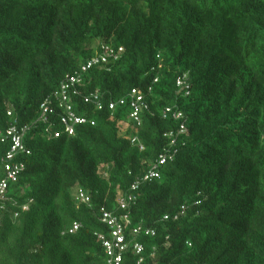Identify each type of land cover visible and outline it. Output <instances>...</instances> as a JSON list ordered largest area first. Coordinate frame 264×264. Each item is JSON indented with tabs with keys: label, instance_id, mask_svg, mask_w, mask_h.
Wrapping results in <instances>:
<instances>
[{
	"label": "trees",
	"instance_id": "obj_1",
	"mask_svg": "<svg viewBox=\"0 0 264 264\" xmlns=\"http://www.w3.org/2000/svg\"><path fill=\"white\" fill-rule=\"evenodd\" d=\"M109 49L116 59L80 71ZM132 88L147 107L138 123ZM95 91L101 108L82 101ZM62 105L87 119L72 135ZM12 124L29 128L0 264H113L103 212L129 219L118 264H264V0H0V179ZM164 150L173 159L144 180Z\"/></svg>",
	"mask_w": 264,
	"mask_h": 264
},
{
	"label": "built area",
	"instance_id": "obj_2",
	"mask_svg": "<svg viewBox=\"0 0 264 264\" xmlns=\"http://www.w3.org/2000/svg\"><path fill=\"white\" fill-rule=\"evenodd\" d=\"M121 48L118 49L120 51ZM105 51V50H104ZM117 54L113 53L112 50H108L102 53L96 52L94 56H92L88 61L80 67L81 72L87 71V69H90L91 67L98 65V64H104L108 63L110 59L114 60L116 59ZM68 82L64 83L61 86L62 93L64 94V89L67 88V83L70 85H73L74 83H79L80 82V76L78 73H75L71 76H67ZM155 80V79H154ZM183 84V80H177L176 85L181 86ZM74 93L77 94V91H74ZM97 91L94 93L90 94L89 97H84L82 101L84 102H92L97 108H101V103L97 101ZM128 97V104L129 107L132 109L130 112L129 116L132 117L134 120L139 122L138 118V113L141 111V109H147L146 105L143 103V96L138 92L137 89L132 88L129 93L127 94ZM124 98L118 99L117 102H110L108 104L109 109H113L115 105L118 104H124L125 100ZM49 102L48 100L42 101L40 104V115L39 119L43 122L47 121L46 115L48 113L52 112L51 107L48 105ZM64 106V109L66 113L62 115L60 118V121L64 125V132H67L68 134L72 135L73 134V129L76 124H82L87 121L86 118L81 117L79 115H76L75 112L71 109L70 105H62ZM9 114V112H8ZM168 114L173 119H179L181 118V113L177 110L172 111L170 107H165L163 112H162V117H166ZM38 119V120H39ZM91 124H93V121H90ZM29 127L24 125L23 127L17 128L15 125H11L6 129V137L9 138L10 145H9V150L5 154L4 158V176L0 179V211L3 212L5 209V204L4 202L9 199V189H8V184L10 182H15L17 180V177L21 170L23 169V165L18 162H13V158L15 155L23 150V145H22V137L24 132L28 129ZM185 126L183 123L179 125V128L177 129L178 132H183L185 131ZM45 132L47 134L53 135V137H57L59 135V132L53 131L49 127H45ZM169 137H172V133H168ZM135 138H132L131 141H134ZM173 141V140H172ZM139 148L142 149V145H139ZM173 159V152H170L168 150H164L162 153L158 155L157 160L155 161L154 165L149 168L143 175L144 180L152 179V178H159L160 173H159V168L162 166L166 161H171ZM137 182L132 184V189H134L137 185ZM79 195V200L82 202L87 201V197L82 194L81 192L78 193ZM128 200V201H127ZM132 200L131 196H128V198L125 200L120 194L117 196V203L119 204L121 209L127 210L129 206V201ZM21 210H26L27 205L23 204L20 206ZM185 209L184 205L180 206L179 213L181 214ZM16 216V213H15ZM177 217V215L174 216V220ZM168 215H164L163 219H167ZM1 220V219H0ZM102 221L105 222L109 227H110V237L109 239L104 238L102 235H98V237L102 241V245L104 246L107 255L110 256V259L108 260L109 263L113 264H118L121 259L122 251L126 247V244L124 242V235L123 231L124 229L129 225V219L124 213L123 215H120L119 217H116L115 215L109 213V212H103L102 215ZM77 225L74 223L73 224V229H76ZM141 232L140 228H135L133 229V233H138ZM144 234H154V230L152 229H146L143 231ZM133 250L135 253H140L142 251V246L139 243H134L133 244ZM142 261V257L139 256L137 259V264Z\"/></svg>",
	"mask_w": 264,
	"mask_h": 264
},
{
	"label": "clouds",
	"instance_id": "obj_3",
	"mask_svg": "<svg viewBox=\"0 0 264 264\" xmlns=\"http://www.w3.org/2000/svg\"><path fill=\"white\" fill-rule=\"evenodd\" d=\"M132 143H134V144H136L138 147H139V145H141V143L140 142H138V141H136V140H134V141H131Z\"/></svg>",
	"mask_w": 264,
	"mask_h": 264
},
{
	"label": "rangeland",
	"instance_id": "obj_4",
	"mask_svg": "<svg viewBox=\"0 0 264 264\" xmlns=\"http://www.w3.org/2000/svg\"><path fill=\"white\" fill-rule=\"evenodd\" d=\"M13 190H14V188L11 187V188L9 189V193H12Z\"/></svg>",
	"mask_w": 264,
	"mask_h": 264
}]
</instances>
